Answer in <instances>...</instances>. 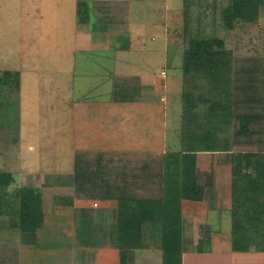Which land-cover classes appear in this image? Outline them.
<instances>
[{
	"label": "crops",
	"instance_id": "crops-1",
	"mask_svg": "<svg viewBox=\"0 0 264 264\" xmlns=\"http://www.w3.org/2000/svg\"><path fill=\"white\" fill-rule=\"evenodd\" d=\"M165 1L80 0L82 20L77 7L73 17L61 8L65 17H48L55 24L46 37L55 32L73 46L58 43L60 67L38 70L56 96L46 127L22 110L14 134H3L13 151L11 164L0 158V171L15 175L0 186V250L10 237L15 253L0 254V264H264V57L252 75L243 58L240 75L225 67L227 91L222 76L216 85L188 78L195 87L182 78L181 98L201 103L182 117L184 145L170 146L166 91L180 87L167 81L164 67L173 62L165 52L171 46L173 60L183 56L171 28L183 17L175 9L182 0ZM254 1L246 17L262 27L264 0ZM156 31L163 42L146 45ZM9 71L21 104L20 72ZM189 89L198 93L185 95ZM185 160L198 199L183 196ZM23 187L40 194L41 226L32 232L18 227Z\"/></svg>",
	"mask_w": 264,
	"mask_h": 264
},
{
	"label": "rangeland",
	"instance_id": "rangeland-1",
	"mask_svg": "<svg viewBox=\"0 0 264 264\" xmlns=\"http://www.w3.org/2000/svg\"><path fill=\"white\" fill-rule=\"evenodd\" d=\"M79 1L80 0H76V2L73 4V0H0V71L4 69L7 71L18 70L20 72V83L25 94L27 95L25 98L20 97L19 100L21 104H18L16 93L18 87L12 86L9 88V86H3V84L0 83V90L4 89L6 92V94L2 96L3 99L0 100V146L1 144L3 146L7 144L6 148L4 147L5 150H2L0 147V158L4 156L5 163L7 165L12 163V155H10V153L12 154L13 151V140H9L7 136L3 137V134H6L7 131H10L11 135H13L14 131L17 130L18 113L22 112V110L29 115L31 113V116H35L36 120L39 121L43 127H46L45 121L50 120L49 117H47L48 114L51 113L50 111H57L55 107L56 101L54 100L56 96L53 94L47 95L46 79H49V76H47L44 72H38V70L49 68L57 69V65L60 67L61 55L54 53L55 50L53 49L57 47L58 43H60V46H73V41L72 38L70 41L66 40L67 37H64L63 41H61V37L57 38L55 32H53L51 40L49 37H46L45 30L47 28L50 32L53 28V25L55 24L53 20L49 23L48 17H51V19H56L54 17H65L63 13H60L62 15L57 14V9L61 8V10L65 11L66 16L68 15V17H73V11L77 7ZM229 1L230 0H182V8L179 7L180 5L178 6L179 8H175L179 10L181 9V13H176V16L179 15L182 20V17H185L184 10L187 9V25L188 27H193L195 26V17H197L199 14H201V17H210L209 14L214 4H216L215 18L218 19L220 17L219 13L222 8L221 6L223 4H228ZM165 2H167L168 5L175 2L181 4L180 0H166ZM169 7L170 6H167V8ZM173 17H175V15H173ZM176 21L171 23V28H175L177 30V37L174 40H176V42L179 44L181 51L184 50L186 45L184 42V19L182 20L181 24L179 19ZM235 23L236 21L233 24ZM210 25L211 24L209 23V26ZM240 25L242 28H240L239 24L236 25L235 28H227V26H223V29L226 31L224 38L225 46L227 47L225 48L228 51L227 55L229 56L228 62L224 67L232 68V66L234 67L236 65L240 75L244 65L237 64V62H244L239 61L240 58H243L246 62H251L249 65L245 66L244 70L245 72H251L252 75L258 65L263 62L264 26L260 27L259 25L256 27L257 25H255L254 22H244ZM171 28L169 29L170 35H172V32L170 31L172 30ZM210 29L211 26L202 33L204 34ZM242 31H246L244 36ZM156 32L149 33L148 37L144 38L146 45H148V43L157 45L163 42L164 39L159 36L158 31ZM246 35L250 37H247ZM53 40H55V43ZM108 56H111V54L109 53ZM165 56V60L168 62V64L173 62L170 67H168L167 64L164 67L167 74V81L170 82L172 87L175 89L180 87V90L176 93H170V87H167L166 91L167 142L170 146L171 143H174L177 145L176 148H181V146L184 144L181 141V130L180 128L178 129V127L182 122V117L184 119L186 118V110H189L192 105H195L194 101L190 102L187 98H181V81L182 78H185L183 79L185 81L187 80V77L192 76L190 74L183 73L181 66V62L183 61L182 54L176 55L175 60H173L172 47L169 46V48L166 49ZM105 59L102 60L103 65H107L110 62V60ZM219 68L220 64L218 65V70ZM220 72V70L216 71L213 76L209 74L208 77L217 80L214 82L216 85L217 82H220V79H217L216 77L222 76L223 83H226L224 90L227 91L231 89L229 82L232 83V81L230 78H228V74L226 75L224 69L221 74ZM10 73L12 74L11 71ZM11 79L14 78L11 76ZM35 93H37V95L32 96L34 99L30 101V95ZM184 93L196 94L198 92H194L193 89H189ZM247 94L249 93L247 92ZM224 95H228V92L224 93ZM63 115L66 116V118L64 117V123H67L69 116L67 115L65 109ZM195 115L196 114L191 113V118L197 119L198 115ZM64 127H66L65 124ZM195 135L196 132L191 136L190 143ZM203 142L207 144L206 141H202V143ZM6 171L7 170L4 172ZM9 171L10 170L7 172L10 173ZM13 175H15L14 172L13 174H10L11 180L14 178ZM10 234H12V232ZM5 243L6 248L1 249L0 254H14V238L11 239L9 237ZM209 247H211L210 244Z\"/></svg>",
	"mask_w": 264,
	"mask_h": 264
},
{
	"label": "trees",
	"instance_id": "trees-1",
	"mask_svg": "<svg viewBox=\"0 0 264 264\" xmlns=\"http://www.w3.org/2000/svg\"><path fill=\"white\" fill-rule=\"evenodd\" d=\"M253 3L257 2H255L254 0H230L228 4H223L221 6L222 8L219 13L220 17L218 19L215 18L216 4H214L209 14L210 17H201V14H199L197 17H195V26L193 27H188L187 25L188 17L186 16L188 11L187 9H185V17H183V19L185 31L184 42L186 43V45L183 50V73L190 74L192 77L199 76L205 78L206 76H209V74H214L216 71L220 70L222 72L223 69L225 70L224 66L228 62L229 56L227 55L228 51L225 48L227 47L225 46L224 38L226 31L223 29V26H227V28H235L236 25L239 24L240 28H242L240 25L241 23L252 22V20H254L256 17L246 16H252L253 14H255L257 4ZM83 7L84 4L80 2L77 4L76 16L79 17V20H82L81 17H83ZM235 21L236 23L233 24ZM209 23L211 24V29L203 34L202 32L204 30L210 28ZM219 64L220 68L218 70ZM205 66H207L208 68H205ZM11 76L14 79H11ZM188 78L190 77H187V80L184 81L185 85H191L192 87H195L194 83H191V80H188ZM0 83L3 84V86H9V88H11L12 86L17 87L18 76L14 72H12L11 74L10 71L2 70L0 71ZM0 93L6 92L3 89L0 90ZM185 95H188V93H186ZM185 97H187L188 101H190L188 96ZM199 102V100L194 101L195 104H198ZM186 111L187 113L190 112V110ZM185 156L188 157V154ZM183 164L188 165V160L183 161ZM189 169V165L183 166L182 168L183 184H181V190L183 196H185L186 198L198 199L199 197H195L194 191L198 188L193 184H190L191 181H189ZM10 180L11 177L9 173L0 171V186L9 184L11 182ZM18 209V227L21 232H32L41 226L42 214L40 210V194L38 191L25 187L19 189ZM237 247L241 248L234 240L233 248L237 249Z\"/></svg>",
	"mask_w": 264,
	"mask_h": 264
}]
</instances>
